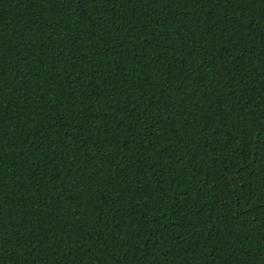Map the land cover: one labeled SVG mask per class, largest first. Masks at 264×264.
I'll return each instance as SVG.
<instances>
[{
	"label": "trees",
	"instance_id": "trees-1",
	"mask_svg": "<svg viewBox=\"0 0 264 264\" xmlns=\"http://www.w3.org/2000/svg\"><path fill=\"white\" fill-rule=\"evenodd\" d=\"M0 264H264V0H0Z\"/></svg>",
	"mask_w": 264,
	"mask_h": 264
}]
</instances>
